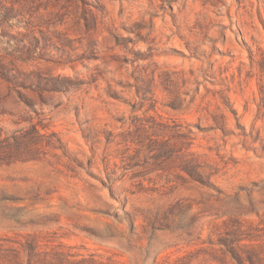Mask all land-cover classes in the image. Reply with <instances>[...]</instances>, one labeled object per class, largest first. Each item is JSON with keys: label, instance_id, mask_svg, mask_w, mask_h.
I'll list each match as a JSON object with an SVG mask.
<instances>
[{"label": "rangeland", "instance_id": "374dc122", "mask_svg": "<svg viewBox=\"0 0 264 264\" xmlns=\"http://www.w3.org/2000/svg\"><path fill=\"white\" fill-rule=\"evenodd\" d=\"M17 255L264 264V0H0Z\"/></svg>", "mask_w": 264, "mask_h": 264}, {"label": "trees", "instance_id": "16d2710c", "mask_svg": "<svg viewBox=\"0 0 264 264\" xmlns=\"http://www.w3.org/2000/svg\"><path fill=\"white\" fill-rule=\"evenodd\" d=\"M30 248H31V246H30ZM24 260H22L20 257H19V255H17L16 257H15V264H24Z\"/></svg>", "mask_w": 264, "mask_h": 264}]
</instances>
